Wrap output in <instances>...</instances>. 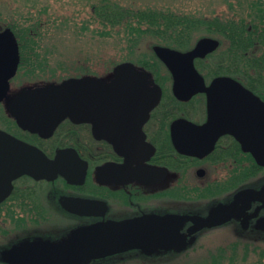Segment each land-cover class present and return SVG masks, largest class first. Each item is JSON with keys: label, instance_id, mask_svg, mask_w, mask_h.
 Instances as JSON below:
<instances>
[{"label": "flooded vegetation", "instance_id": "1", "mask_svg": "<svg viewBox=\"0 0 264 264\" xmlns=\"http://www.w3.org/2000/svg\"><path fill=\"white\" fill-rule=\"evenodd\" d=\"M7 26L0 13V32ZM14 38L19 60L8 80L7 94L0 100V111L12 129L0 125V131L20 146L24 167L4 169L0 174V264H44L39 253L12 257L11 252L38 241L62 243L80 226L145 215L206 217L223 205L230 217L195 235L233 224L241 229L264 228V57L249 73L246 62L237 58L253 52H234L230 47L220 63L217 40L210 39L213 48L192 59L203 88L197 83L192 91L176 93L175 76L164 63V67L145 69L161 88V96L138 124L130 117L115 128L99 126L94 133L92 123L65 118L50 135L41 136L22 128L8 108L24 87L16 82L22 55L21 43L15 34ZM181 53L186 58L189 51ZM214 53L216 58L211 57ZM218 78L233 81L212 93L219 101L230 98L229 108L235 115L216 134H203L199 128L209 121L207 88ZM244 91L253 96L249 116ZM218 125L217 121L214 130ZM67 149L74 150L84 163L80 182L71 183L60 173L34 174L37 151L53 159ZM67 201L79 203L82 211ZM190 225L185 220L181 232L187 235ZM137 251L145 255L140 249H130L77 264H122ZM158 251L163 250L154 252Z\"/></svg>", "mask_w": 264, "mask_h": 264}, {"label": "water", "instance_id": "2", "mask_svg": "<svg viewBox=\"0 0 264 264\" xmlns=\"http://www.w3.org/2000/svg\"><path fill=\"white\" fill-rule=\"evenodd\" d=\"M202 44L191 50L186 58L175 49H157L160 59L173 71L176 93L192 91L197 83L203 88L201 77L192 67V59L211 50L213 43L205 41ZM0 60L2 61V64L0 63L1 100L7 94L8 80L14 75L19 60L17 43L9 28L0 32ZM228 82L233 83L228 78H218L207 88L209 121L199 128L203 134L211 132L216 134L223 129L222 125L229 121L231 115H235V112L229 108L230 98L219 101L212 93L221 89V84ZM244 93L248 95L246 114L249 116L251 114L249 108L252 105L249 100L253 96L249 91ZM160 96L161 88L152 82L150 72L131 61H122L113 67L112 74L108 78L85 75L68 77L59 83L48 82L23 87L9 101L8 108L22 128L41 136L50 135L58 123L65 118L77 123L90 122L93 125V132L96 133L99 126L115 128L122 120L130 117L135 118L134 123L138 124L139 118L147 117L149 111L158 103ZM217 121L220 125L215 131L214 124ZM191 131L196 132L197 129ZM104 136L113 142L112 137L107 134ZM7 138L8 136L0 131V174L4 169L12 167L14 170H20L24 167L21 162L23 153L20 146ZM206 138L208 140V137ZM5 146H8L10 151H6ZM36 155L38 157V163L34 168L36 176H54L60 173L71 183L82 180L84 163L74 150L59 151L53 159L46 158L39 151ZM67 204L77 211H82L79 203L67 201ZM230 215L231 212L227 207L219 205L206 217L166 214L145 215L121 221L109 220L77 227L62 243L34 242L27 247L12 251L11 256L39 253L44 264H77L130 249H140L146 255L156 250H180L187 243L186 234L181 232L185 220L191 222L187 233L194 234L203 227L225 222Z\"/></svg>", "mask_w": 264, "mask_h": 264}, {"label": "rangeland", "instance_id": "3", "mask_svg": "<svg viewBox=\"0 0 264 264\" xmlns=\"http://www.w3.org/2000/svg\"><path fill=\"white\" fill-rule=\"evenodd\" d=\"M110 1L130 8L174 10L206 17L219 15L248 19L254 14L253 8H250L251 0ZM100 2L102 0H0V13L21 43L22 64L16 78L18 87L22 84L56 83L68 77L84 75L108 78L118 62L126 59L136 62L137 57L149 59L155 55L149 47V39L144 37L135 43V37L130 36L126 26L128 21L114 27L104 23L93 11V6ZM214 56L215 53L211 55ZM159 67H164V64ZM5 115L0 111V125L11 128ZM238 236L254 241L264 249V228L241 229L233 224L207 229L199 234L197 240L214 246ZM159 252L152 258L138 251L132 252L127 257L129 260H124L122 264L184 262L178 252ZM193 256L197 257L198 253ZM248 259L251 260V257Z\"/></svg>", "mask_w": 264, "mask_h": 264}, {"label": "trees", "instance_id": "4", "mask_svg": "<svg viewBox=\"0 0 264 264\" xmlns=\"http://www.w3.org/2000/svg\"><path fill=\"white\" fill-rule=\"evenodd\" d=\"M250 4L254 14L248 19L226 18L219 15L213 17L189 15L174 10L130 8L110 0H102L94 5L93 11L104 23H109L112 27L123 25L122 23L128 21L126 26L130 30V36L135 37V43L144 37L149 39V47L152 48L154 56L149 59L137 57L136 62L125 60L145 69L157 68L163 64L156 53L158 48L186 52L212 39L217 40L216 50L219 52L220 63H224V54L230 47L232 51L236 50L234 52L237 50L253 52V55H244V58L236 57L246 62L250 73L251 68L256 69L259 60L264 57V0H251ZM134 20L136 23L133 22ZM199 234L182 250L159 253L178 252L181 261L184 262L175 264H264V249L254 241L238 236L208 246L197 240ZM194 253H198V256H193ZM153 256L154 254L146 257ZM250 257L251 260L248 259Z\"/></svg>", "mask_w": 264, "mask_h": 264}, {"label": "bare ground", "instance_id": "5", "mask_svg": "<svg viewBox=\"0 0 264 264\" xmlns=\"http://www.w3.org/2000/svg\"><path fill=\"white\" fill-rule=\"evenodd\" d=\"M32 86H34V84H32ZM24 87H27V86H24ZM196 235H197V234H196ZM196 235H195V234H188V233H187V235H186V236H187V240L192 241Z\"/></svg>", "mask_w": 264, "mask_h": 264}]
</instances>
